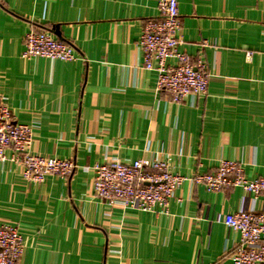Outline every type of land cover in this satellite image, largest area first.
I'll return each mask as SVG.
<instances>
[{
    "label": "crops",
    "instance_id": "crops-1",
    "mask_svg": "<svg viewBox=\"0 0 264 264\" xmlns=\"http://www.w3.org/2000/svg\"><path fill=\"white\" fill-rule=\"evenodd\" d=\"M158 14L157 0H0V103L32 128L33 153L77 165L33 182L0 164V221L24 238L19 264H235L226 215L264 213V194L196 180L225 158L264 177V0H179V50L210 74L208 93L181 103L144 67L139 42ZM32 29L73 44L76 59L24 57ZM159 157L184 177L164 208L95 195L97 163Z\"/></svg>",
    "mask_w": 264,
    "mask_h": 264
},
{
    "label": "built area",
    "instance_id": "built-area-1",
    "mask_svg": "<svg viewBox=\"0 0 264 264\" xmlns=\"http://www.w3.org/2000/svg\"><path fill=\"white\" fill-rule=\"evenodd\" d=\"M159 14L150 18L140 39L144 67L158 73L156 87L167 92L171 100L181 103L188 95H206L210 74L202 62L194 64L189 55L179 50L181 18L179 0H157ZM23 56L47 57L63 61L76 59L73 44L55 38L49 31L32 29L25 35ZM251 58V53H248ZM171 58L176 63L170 64ZM32 128L15 121L8 106L0 103V164L10 160L22 166L28 181L43 182L48 175L70 177L77 165L74 159H58L33 153ZM12 150L10 156L7 150ZM94 192L110 205L122 204L143 212L164 208L184 177L176 173L164 157L151 162L115 161L97 163ZM210 192L241 187L255 197L264 194V177L249 180L245 169L235 159H220L214 171L199 175ZM163 211V210H162ZM225 224L240 234L233 256L235 264H264V213L238 211L225 217ZM25 241L18 227L0 221V264H19Z\"/></svg>",
    "mask_w": 264,
    "mask_h": 264
}]
</instances>
